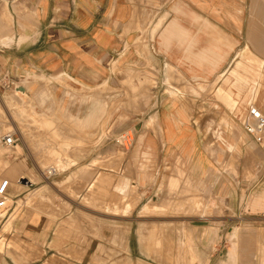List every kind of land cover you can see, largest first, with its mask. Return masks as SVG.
<instances>
[{"label": "crops", "instance_id": "1", "mask_svg": "<svg viewBox=\"0 0 264 264\" xmlns=\"http://www.w3.org/2000/svg\"><path fill=\"white\" fill-rule=\"evenodd\" d=\"M157 2L150 18L146 3L140 13L139 0H0V78H20L28 72L64 78L74 86L93 87L105 78H113V61L121 68L131 58L142 63L140 54H132L124 47L139 32V37H147L153 43L148 55L160 87L170 81L174 90H184L183 94L178 91L171 104H162L149 115L154 118L155 127L144 131L139 143L144 158L148 155V160L163 163L176 157L181 166H176V176L171 174L168 178L178 180L184 172L185 180L190 182L196 175L194 181L199 187L203 186L202 174L211 173V163L219 162L220 154L225 159L232 152L242 154L243 144L247 143L252 162L259 165L255 155L258 143L240 130L237 118L242 110L247 112L250 103L264 114V80H259L260 71L264 75V0ZM135 12L137 19H133ZM2 16L10 18V26L4 25ZM138 21L148 30L133 29ZM212 84L221 109L213 119L222 118L224 123L220 126L227 129L233 125L225 137L221 130L216 133L222 146L210 140L204 144L202 135L211 129L193 120L200 103L212 108ZM190 88L198 94H191ZM207 112L202 115L207 116ZM68 157L74 163L57 175L58 185L48 181L38 186L42 188L41 195L31 198L27 195L33 194L35 188L22 189L14 193V199L7 200L13 203L12 211L0 209V221L17 210L12 220L14 236L4 238V243L0 239V264L154 262L155 258L145 255L147 223L139 214L142 207L112 202L116 199L114 191L129 197L133 182L130 174L108 182L112 184L107 187L112 196L110 204H104V199L82 204L77 201V191L92 181V175L74 176L75 166L82 158L76 152H70ZM129 158L130 153L125 154L124 163ZM68 161L63 160L67 164ZM142 171L138 177L140 187L145 174ZM212 183L219 192L227 187L223 179ZM26 196L29 202L25 201ZM18 201L20 205H16ZM249 203L252 208L263 206L264 193H256ZM211 257L204 260L210 262Z\"/></svg>", "mask_w": 264, "mask_h": 264}, {"label": "rangeland", "instance_id": "2", "mask_svg": "<svg viewBox=\"0 0 264 264\" xmlns=\"http://www.w3.org/2000/svg\"><path fill=\"white\" fill-rule=\"evenodd\" d=\"M157 1L139 0L140 13L145 10L146 3L147 13L153 17L154 6L159 5ZM134 15L133 19L139 18L138 13ZM1 18H5L4 25H11L8 16ZM141 28L148 30L149 27L140 25L138 21L133 29ZM154 32L155 27L152 26V37ZM134 34L138 36L139 32ZM137 36L127 41L124 47L126 50L129 48L132 54H140L142 63L131 58L121 68L117 61H113V78L109 81L105 78L96 86H74L64 78H42L37 73L28 72L23 77H13L4 84L1 82L0 137L9 131L15 137V142L9 147L0 140V186L3 183L6 192L1 211L5 212L6 208L7 212L12 211L13 203L7 200L14 199V193L22 189L35 188L33 194L27 195L29 198L40 196L42 188L38 189V186L52 180L55 182L61 170L74 163L68 154L76 152L82 160L75 166L74 176L92 175V181L77 191L79 203L92 204L104 199V204H110L112 196L107 187H112V184L108 182L116 181L125 173L130 174L128 176L133 182L130 183L129 197L114 191L116 199L112 202L142 207L139 214L147 223L145 255L155 258L154 262L146 264H264V205L252 208L249 203L256 193H264V132L259 143L254 140L258 143V154L255 155L259 157V165L252 162L246 143L241 149L242 154L232 152L226 159L220 154L219 162L211 163V173L202 174L203 186H196V175L190 182L186 181L184 172L179 174L178 180L171 181L168 176H176L175 168L181 166L176 157L163 163L156 159L148 160V155L145 159L141 154L143 146L140 149L139 143L144 131L148 132L155 124L149 115L160 105L171 104L178 91L183 94L184 90H174L170 81L160 87L148 55L153 43L147 37ZM262 73L260 71V81L264 80ZM16 86H22L25 93L18 92ZM211 88L209 101L212 108L200 103L193 120L198 125L204 124L205 129H211L202 135L204 144L210 140L222 146L216 133L221 130L225 137L233 125L231 123V128L227 129L220 126L224 123L222 118L213 119L221 109L215 96V85L212 84ZM189 91L198 94L192 88ZM64 97L69 102L66 103ZM206 110L207 116H203ZM91 111L93 116L85 119ZM243 111L241 116L245 115ZM241 116L237 118L238 122ZM240 130L248 134L243 128ZM75 146L77 150L72 149ZM128 153L129 161L124 163L123 156ZM64 159L70 162L64 163ZM54 165L57 171L48 176L46 170ZM142 169L146 175L140 187L138 177ZM20 175L34 180L23 184L17 181ZM215 179L226 181L227 187L223 192L211 185ZM27 196L25 201L29 202ZM20 204L18 201L16 205ZM16 211L0 221L3 243L4 238L14 236L12 220ZM209 255H213L210 262L204 260Z\"/></svg>", "mask_w": 264, "mask_h": 264}, {"label": "built area", "instance_id": "3", "mask_svg": "<svg viewBox=\"0 0 264 264\" xmlns=\"http://www.w3.org/2000/svg\"><path fill=\"white\" fill-rule=\"evenodd\" d=\"M5 77L0 78V86L4 84L5 81L9 82V80H5ZM1 82H3L1 84ZM243 130L246 133L251 135L256 142H260L263 132H264V114L261 110H259L254 103H250L247 107V112L245 115H242L239 121ZM1 142L6 146H12L15 142V137L13 132H6L1 135ZM50 168L46 170L48 176H51L54 173V170L50 171ZM6 192L4 191L3 183L0 186V209L3 205V197Z\"/></svg>", "mask_w": 264, "mask_h": 264}, {"label": "bare ground", "instance_id": "4", "mask_svg": "<svg viewBox=\"0 0 264 264\" xmlns=\"http://www.w3.org/2000/svg\"><path fill=\"white\" fill-rule=\"evenodd\" d=\"M134 47V46H133ZM42 78H44V77H46L45 75H40ZM57 81V80H56ZM167 82V81H166ZM16 90L18 91V92H20V93H25V90H24V88L23 87H20V86H16ZM42 91V90H41ZM39 93H40V91H39ZM44 93V92H43ZM42 93V94H43ZM46 94V93H45ZM38 95V94H37ZM44 95V94H43ZM46 96V95H45ZM146 101H147V99H146ZM96 102V101H95ZM147 103V102H146ZM93 104H94V102H93ZM98 104V103H97ZM92 105V104H91ZM98 106V105H97ZM96 106V107H97ZM91 107V106H90ZM94 110H95V108H94ZM91 116H93V114H92V111L89 113V114H87L86 115V117H85V119H89ZM155 116V115H154ZM99 118V117H98ZM46 121V120H45ZM142 124V123H141ZM152 125V124H151ZM150 125V126H151ZM155 127V125L152 127L151 126V128H154ZM157 127V126H156ZM156 129V128H155ZM158 129V128H157ZM158 131V130H157ZM130 135V134H129ZM20 137V136H19ZM143 137V136H142ZM129 138V137H128ZM0 139H1V137H0ZM126 142V141H125ZM127 143V142H126ZM58 163H56V165H57ZM50 169V171H52V170H54V173L57 171V168H56V166L54 165V166H50L49 167ZM60 171V170H59ZM18 182H20V180L18 179ZM39 189V188H38ZM127 193V192H126ZM144 206V205H143ZM145 208H149V206H144ZM151 207V206H150ZM142 261V260H141Z\"/></svg>", "mask_w": 264, "mask_h": 264}, {"label": "water", "instance_id": "5", "mask_svg": "<svg viewBox=\"0 0 264 264\" xmlns=\"http://www.w3.org/2000/svg\"><path fill=\"white\" fill-rule=\"evenodd\" d=\"M139 125L140 124H138L136 127L138 128ZM20 182L23 183V184H30V181L28 179H26V178H22Z\"/></svg>", "mask_w": 264, "mask_h": 264}]
</instances>
